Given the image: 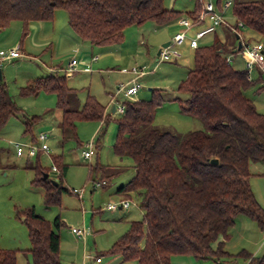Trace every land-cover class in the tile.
Segmentation results:
<instances>
[{"label":"trees","instance_id":"1","mask_svg":"<svg viewBox=\"0 0 264 264\" xmlns=\"http://www.w3.org/2000/svg\"><path fill=\"white\" fill-rule=\"evenodd\" d=\"M223 1H230L231 15L235 18L234 30L227 26L233 33L231 36L242 29H251L264 44V0H215L219 11ZM57 9L66 11L73 33L94 47L121 44L123 31L130 25L152 21L161 27L181 14L167 9L163 0H0V31L19 21L23 39L30 23L51 21ZM200 9L202 4L197 1L187 13L191 23L198 22L195 16ZM238 22L244 27L240 28ZM229 53L236 51L218 39L211 44H198L193 50V65L177 86V90L187 94L185 99L175 98L180 111L197 117L201 129L181 134L149 128L157 107L164 101L159 89H151L148 99L121 101L124 112L116 120L112 151L131 159L134 174L116 193L121 199H130L129 193L137 191L142 217L131 220L103 254L118 255L122 262L136 264H172L174 255H189L198 260L224 259L230 264H234L235 257H242L246 264H264V254L252 256L243 249L231 254L224 248L238 215L264 229V208L249 181L251 163L264 162V114L245 94L257 80L249 78L246 69L235 68L228 62ZM66 82V73L51 71L28 80L19 87V95L53 94L61 111L62 140L77 141L78 122L103 123L109 114L90 94L79 108H73L77 92ZM21 112L2 76L0 131L10 117ZM35 119L34 116L24 121L23 133L29 131ZM213 159L217 162H212ZM52 161L57 165L56 175L49 174L50 168L38 161L30 166L34 175L30 183L43 188L46 206L59 205L61 193L69 192L63 186L67 164L60 156H52ZM45 173L49 178L43 179ZM23 215L32 264H62L59 217L50 222L33 208ZM0 264H16V250L0 247Z\"/></svg>","mask_w":264,"mask_h":264},{"label":"rangeland","instance_id":"2","mask_svg":"<svg viewBox=\"0 0 264 264\" xmlns=\"http://www.w3.org/2000/svg\"><path fill=\"white\" fill-rule=\"evenodd\" d=\"M163 1L166 7L181 11H192L196 5V0ZM200 12L201 9L198 14ZM226 14L228 20L233 18L230 9ZM181 15L182 18L191 20L185 12ZM155 26L152 21L130 25L123 31L122 44L94 47L92 50H89L90 44L87 41L79 39L80 42L78 41L77 44L71 39L76 35L69 27L67 13L63 9H57L51 21L30 23L28 34L23 39H21L22 25L19 21L12 22L0 31V54L14 47H19L21 53L17 58L0 61V70L8 91L22 110L21 113L10 117L0 131V245L2 248L6 247L5 249H14L16 253L19 251L17 264H32L30 252L26 251L30 247L28 228L23 220V213L29 208H33L36 214L50 222L55 217H59L62 222L58 230L59 257L62 264H79L84 255L103 254L127 229V221L139 220L142 217L141 199L137 191L129 193L128 211L116 210L113 214L105 209L109 201L121 199L113 189L127 183L134 174L131 159L126 156L119 157L112 151L116 120L121 114L115 112L109 119L106 117L107 121L103 123L97 120L80 121L77 123V141L73 139L63 141L59 128V115H57L60 110L56 107L55 96L44 92L36 97L20 96L19 87L25 85L28 80L44 76L57 69L60 74H67L69 62L72 59L77 61L81 59L84 61L83 64L79 63L70 75H66L67 85L75 88L77 92V101L72 105L73 108H79L87 94L93 95L106 106L109 92H113L120 82L125 83L132 78L124 80L127 74L120 69L144 65L148 73L138 80L141 88L134 97L148 99L151 97V89H159L164 99L156 109L154 121L148 127L181 134L202 128V123L197 117L180 111L179 103L175 99L177 97L185 99L187 96L185 92L177 90V86L185 78V71L193 65L190 50L184 52L185 57L179 60L177 65H172L173 63L168 61L159 62L157 52L163 42L158 44L152 41L153 38L161 36L167 38L165 42H169L175 30L180 27L177 28L173 24L156 29ZM244 31L245 39L249 44L261 40L260 35L255 31L251 29ZM210 34L207 33L205 38L201 39V44L212 40ZM229 38L233 39L231 35ZM81 42L87 47H81ZM179 51L181 52V49ZM97 54L98 60L91 63V71H84V63L89 62L91 56ZM237 61L234 67L241 69L243 65ZM256 68L251 71V78L257 81L245 91V94L253 100L257 110L264 114V88H259L264 85V72L262 79H259ZM34 116L36 119L31 122L29 131L23 133L24 121ZM148 127H142V130ZM40 132L48 133L47 145L50 152L39 151L38 159L36 155L29 157L26 153L27 146L40 145L37 138ZM91 140L94 143V153L89 160H86L81 156V151ZM15 144L22 145L23 155H16ZM54 155L60 156L67 164L63 186L69 192L61 193L59 205L46 206L43 188L32 186L30 183L34 177L30 166L38 161L41 166L51 168L54 164L52 161ZM99 166L105 169L99 171L97 169ZM250 171L251 189L264 208V162L251 163ZM102 180L105 184L96 186V183ZM239 218L245 221L241 226L243 233L231 243L233 250L230 251L236 254L240 249L237 248L238 245L243 242L244 237H248L249 243L246 242L249 247L248 252L258 256L263 255V229L261 230L256 222L243 215ZM235 226L238 227V221ZM72 228H84L89 230L90 234L78 238L72 233ZM111 258L103 254V264H118ZM220 263L230 264L224 259L220 260ZM125 264L136 263L130 261ZM234 264H245V260L242 257H235Z\"/></svg>","mask_w":264,"mask_h":264},{"label":"built area","instance_id":"3","mask_svg":"<svg viewBox=\"0 0 264 264\" xmlns=\"http://www.w3.org/2000/svg\"><path fill=\"white\" fill-rule=\"evenodd\" d=\"M202 4V10L200 14L196 16V21H201L205 16H208L209 18V24L202 28L201 30H198L195 32L194 36L189 39V45L192 48H195L198 46V40L205 34L213 32L216 27H218L221 24H225L226 26H229L230 28H233L230 26L229 23L225 21L224 14L220 11H218L215 0H199ZM230 6V1H225L223 3L222 10H226ZM179 23L182 25L183 29L179 30L176 32L168 44L164 47L160 48L158 58L157 60L159 62L163 61H170L172 59L180 57V51H179V46L185 41L186 39V34H185V29H187L190 25L191 22L190 20H187L185 18L179 19ZM237 25L240 28H243V24L241 22H238ZM234 30V28H233ZM243 52L245 54V68L248 77L251 78V71L257 67L259 70L264 71V44L261 42H256L253 44H245L243 48ZM20 51L19 47H14L11 48L7 52H2L0 54V61H5V60H11L12 58H16L20 56ZM227 61L230 62V57H227ZM76 64V60L72 59L69 64H68V71L71 72L74 69V66ZM130 72L133 74V77L123 83L120 82L112 96H111V102L114 108V111L116 113L122 114L124 112V108L122 106L121 101L123 99H130L133 98L139 89L141 88V84L138 82L139 78L146 74L148 72L147 68L143 66H135L130 69ZM40 145L35 146L34 144H30L27 146V156L32 157L37 154V152H45L49 153L50 149L49 146L47 145V140H48V133L46 132H40L37 136ZM15 152L17 156H21L24 153V149L22 145L15 144ZM94 153V143L91 140L87 145L82 149L81 151V156L83 159L89 160ZM51 174H58V169L57 167L53 164L50 168L49 171ZM105 182L102 180L100 182L96 183V186H101L104 185ZM75 192V190H73ZM130 207V202L127 199H119V200H111L105 205V209L109 211H116L118 209L122 210H127ZM72 233H74L77 237H86L87 235L90 234V231L87 229H80V228H72L71 229ZM263 234H264V229H263ZM79 264H86L84 262H81Z\"/></svg>","mask_w":264,"mask_h":264},{"label":"crops","instance_id":"4","mask_svg":"<svg viewBox=\"0 0 264 264\" xmlns=\"http://www.w3.org/2000/svg\"><path fill=\"white\" fill-rule=\"evenodd\" d=\"M197 1H199V0H196V2ZM225 1H223L222 2V5H221V10H220V12H222L223 14H224V16H225V19L227 20V23H229L230 24V26H232L234 23H235V18L233 17L232 19H230V20H228L227 19V14L225 15V13L227 12V10L228 9H230V6L226 9V10H222V7H223V3H224ZM165 6V5H164ZM166 7V6H165ZM167 9H174L173 7H171V8H169V7H166ZM174 10H176V11H178V12H181L182 14H183V12H185V15H187V13L188 12H191V11H181V10H177V9H174ZM219 11V10H218ZM230 13H231V11H230ZM182 15L180 14L179 15V18H182L181 17ZM189 17V16H188ZM179 18H177V19H175V20H173V21H171V22H169V23H167L166 25H164V26H161V27H158V26H155L156 27V29H161V28H166V27H169L170 25H173V24H175V26L177 27V28H179L180 27V29H176L175 30V32L174 33H176L177 31H179V30H181V29H183V27H182V25L179 23ZM209 24V18H208V16H205L201 21H198V22H195V23H191V25L187 28V29H185V34H186V39H185V41L179 46V49H181V55H180V57H178V58H175V59H172V60H170V61H168V62H170V63H173L172 65H177V62L179 61V60H181V59H183L185 56H184V52L186 51V50H190V53H191V55L193 56V50H194V48H192V47H190V45H189V39L190 38H192L193 37V35L195 34V32L196 31H198V30H201L202 28H204L205 26H207ZM165 30V29H164ZM244 29H242L241 30V32L239 31V34L238 35H234V36H232L233 37V39H231V38H229L230 37V35H231V30L230 29H228V27L226 26V25H220V26H218V27H216L215 28V30L213 31V32H210L211 34H210V36H211V41L209 42V43H206V45L207 44H211L214 40H216V39H218V40H220L221 42H223V43H225L232 51H236V53L235 54H228V56L230 57V63L234 66V63H236V61L237 62H240V63H242V68L241 69H244L245 67V54H244V52H243V48H244V46H245V44H247V40L245 39V34H244ZM173 33V34H174ZM209 34V33H208ZM233 34V33H232ZM207 34H205V35H203L199 40H198V44L199 45H204V44H201V39H203V38H205V36H206ZM71 39L72 40H74V42H76L77 44H79V42H80V40H79V38H77L76 36L75 37H71ZM167 38H165V37H158V38H153V42H157L158 44L159 43H161V42H163V43H165V40H166ZM79 41V42H78ZM241 42V44H242V50L241 51H239V50H236V48H237V44H238V42ZM258 42H261V43H263L261 40L260 41H258ZM82 43V42H81ZM123 43V42H122ZM121 43V44H122ZM81 47H83V48H85V47H87V46H85V44H81ZM94 48V46H92V45H90V48H89V50L91 49H93ZM105 51V50H104ZM104 51H102V53H104ZM108 51H111V50H108ZM106 53V52H105ZM17 58V57H16ZM12 59H14V58H12ZM76 60V59H75ZM98 60V54L97 55H92L91 56V58H90V61L89 62H87V63H84V65H83V69H84V71H87V72H89V71H91V63H93V62H96ZM83 62L84 61H81V59H80V61H77L76 60V64H75V66H77L79 63H81V64H83ZM74 66V67H75ZM236 68V67H235ZM189 69H187L186 71H185V74L187 73V71H188ZM74 71V70H73ZM73 71H71V72H69V73H67L66 75H70ZM120 71L121 72H123L124 74H127L126 75V77H124V80H129L131 77H133V74L130 72V68H128V69H126L125 67H123L122 69H120ZM52 72H58L59 73V71H58V69L57 70H52ZM256 72H257V74L258 75H262V72H264V71H262V70H259V68H256ZM148 73V72H147ZM146 73V74H147ZM146 74H144L143 76H145ZM3 76V75H2ZM143 76H141L140 78H142ZM139 78V79H140ZM3 79H4V77H3ZM252 79V78H251ZM261 79H262V76H261ZM73 88V87H72ZM75 89V88H74ZM137 95V94H136ZM111 96H112V91L111 92H109V94H108V102H107V104H106V106L104 105V107H105V112L107 113V112H109L108 114V118L107 119H109V117H110V115L111 114H114L115 113V111H114V108H113V105H112V102L110 101V99H111ZM134 99H137V98H135V97H133ZM251 99V98H250ZM252 100V99H251ZM253 101V100H252ZM254 103V102H253ZM81 105V104H80ZM254 105H255V107H256V104L254 103ZM257 109V108H256ZM263 114V113H262ZM57 115H59V121H60V118H61V111L57 114ZM24 124V123H23ZM23 132H24V130H23ZM97 169L100 171V170H104L105 168L104 167H102V166H99V167H97ZM114 172V171H113ZM103 174V173H102ZM110 174H112V172L110 173ZM103 177H108V176H104L103 175ZM104 179H106V178H104ZM122 185H124V184H121V185H119L117 188L115 187L114 189H113V191H117V189L120 187V186H122ZM119 197H120V195H119ZM140 209H141V207H140ZM118 210H122V209H118ZM124 211H126V210H124ZM127 211H128V209H127ZM111 212H113V214L114 213H116V211H111ZM141 212H142V209H141ZM239 217H241V215H238L236 218H235V222H234V224L232 225V227L230 228V230H229V234H230V237H229V239L228 240H226L225 241V243H224V248L228 251V252H230L231 254H233L232 252L233 251H230V250H233V249H231L232 247L230 246L231 245V243H233V241L234 240H237L238 238H236L237 236H240V234H242L243 232L241 231L242 229V224L243 223H245V221L244 220H241L242 218H239ZM246 217V216H245ZM239 219V220H238ZM131 220H129V221H127V224H129V222H130ZM236 221H238V227L236 228ZM128 227V226H127ZM260 228V227H259ZM261 230H262V228H260ZM74 234V233H73ZM264 235V234H263ZM120 236V235H119ZM77 237V236H76ZM79 238V237H78ZM249 240H250V238H249ZM249 243V241H248V237H244V239H243V242H241L239 245H238V247L237 248H240L238 251H240V250H245V251H247L248 252V245H247V243ZM30 243V242H29ZM0 247H2L1 245H0ZM4 248H6V247H4ZM29 248H27L26 249V251L28 250ZM234 250H237V249H234ZM256 250V249H255ZM22 251V250H21ZM237 251V252H238ZM250 251V250H249ZM18 252L19 251H17V253H16V264H17V254H18ZM235 252V251H234ZM255 252V251H254ZM249 253H251V252H249ZM251 255L252 256H258L257 254H253V253H251ZM112 258L111 259H113V260H115L116 262H118V264H125V263H127V262H122V260L120 259V257L118 256V255H114V256H111ZM61 260V259H60ZM171 261H172V264H221L220 263V260L219 261H215V260H212V259H203V260H198V259H195V258H193L192 256H189V255H174V256H172V258H171ZM82 262H84V263H86V264H103V255H102V253H95V255H84L83 256V259H82ZM76 264H78V263H76ZM245 264H246V261H245Z\"/></svg>","mask_w":264,"mask_h":264},{"label":"water","instance_id":"5","mask_svg":"<svg viewBox=\"0 0 264 264\" xmlns=\"http://www.w3.org/2000/svg\"><path fill=\"white\" fill-rule=\"evenodd\" d=\"M167 44H168V42H165V43L162 44L161 47H164V46H166ZM241 47H242V44H241V42L239 41L238 44H237V48H236V50H240ZM159 51H160V50H159ZM159 51L157 52V55L159 54ZM1 77H2V73H1V70H0V78H1ZM212 162L216 163V162H217V159H213ZM46 178H49V174H48V173H45V174L43 175V179H46ZM53 182H54L55 185H57V181H56V180H53Z\"/></svg>","mask_w":264,"mask_h":264}]
</instances>
